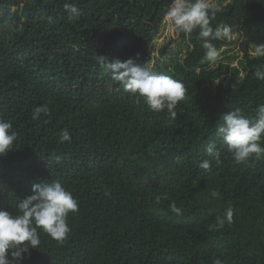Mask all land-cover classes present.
Masks as SVG:
<instances>
[{
  "label": "trees",
  "instance_id": "1",
  "mask_svg": "<svg viewBox=\"0 0 264 264\" xmlns=\"http://www.w3.org/2000/svg\"><path fill=\"white\" fill-rule=\"evenodd\" d=\"M176 2L0 0V264H264V0L178 10L156 87ZM223 26L261 53L237 87Z\"/></svg>",
  "mask_w": 264,
  "mask_h": 264
},
{
  "label": "rangeland",
  "instance_id": "2",
  "mask_svg": "<svg viewBox=\"0 0 264 264\" xmlns=\"http://www.w3.org/2000/svg\"><path fill=\"white\" fill-rule=\"evenodd\" d=\"M233 2L234 0H177L170 15L162 25L159 35H157L155 40L156 50L151 55V60L143 66L144 69H147L145 70L146 77L155 82L156 87L159 84L163 85L169 76L174 75L175 66L178 63H182L187 56L189 45L180 34L182 33V28L187 25L194 8L189 7L188 12L183 11L176 19L181 28L180 30L177 28L174 19V15L178 10H183L192 5L196 8L205 5L226 13L231 9ZM13 10L15 11L14 8ZM217 33L218 37L224 40L226 45L208 56L204 60V64L209 70L224 68L227 82L230 83L233 80V85L237 87L247 75L244 71L247 59L257 57L261 53L250 45L236 28L223 26L219 28ZM218 86V82H213L209 88L212 91H216ZM158 90L161 91V88Z\"/></svg>",
  "mask_w": 264,
  "mask_h": 264
},
{
  "label": "clouds",
  "instance_id": "3",
  "mask_svg": "<svg viewBox=\"0 0 264 264\" xmlns=\"http://www.w3.org/2000/svg\"><path fill=\"white\" fill-rule=\"evenodd\" d=\"M168 96V95H167Z\"/></svg>",
  "mask_w": 264,
  "mask_h": 264
}]
</instances>
